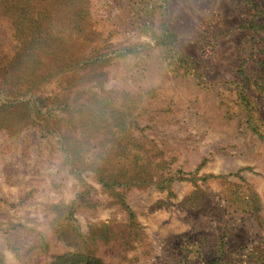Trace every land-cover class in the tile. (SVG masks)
Returning <instances> with one entry per match:
<instances>
[{
	"label": "rangeland",
	"instance_id": "1",
	"mask_svg": "<svg viewBox=\"0 0 264 264\" xmlns=\"http://www.w3.org/2000/svg\"><path fill=\"white\" fill-rule=\"evenodd\" d=\"M0 264H264V0H0Z\"/></svg>",
	"mask_w": 264,
	"mask_h": 264
}]
</instances>
